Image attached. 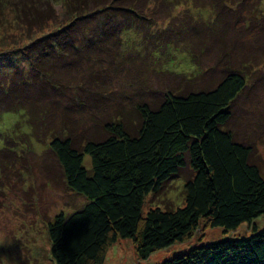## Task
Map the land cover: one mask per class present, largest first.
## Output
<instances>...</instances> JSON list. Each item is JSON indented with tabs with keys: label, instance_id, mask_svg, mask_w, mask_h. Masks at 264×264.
<instances>
[{
	"label": "rangeland",
	"instance_id": "374dc122",
	"mask_svg": "<svg viewBox=\"0 0 264 264\" xmlns=\"http://www.w3.org/2000/svg\"><path fill=\"white\" fill-rule=\"evenodd\" d=\"M37 1L0 0V264H54L48 222L60 212L71 213L86 201L66 186L60 165L49 149L52 135L66 131L62 127L64 119L66 125L73 123L70 130L74 132L66 133L71 132L75 145L102 139L107 135L104 124L114 119L122 118L126 126L135 127L138 104L153 105L168 91L211 88L230 69H239L247 85L229 107L226 128L238 141L251 146V160L264 167V0H194L191 4L182 0L185 2L174 9L170 18L165 15L173 3L157 0L152 6L151 0H142L141 8L135 0L143 16L138 20L151 26L143 30L146 39L137 30L140 38L129 40L127 45L128 34H123L120 46L110 55L100 51L97 55L92 50L88 60L82 55V61L81 53L71 49L60 63L54 61V68L49 67L53 60L38 61L43 59L41 56L35 59L34 50L40 47L35 40L70 17L65 16L64 0ZM49 6L57 19L46 21V28L38 27L31 21V12H46ZM87 6L88 10L98 7L92 1ZM149 7L159 16L152 15ZM123 44L128 51L122 50ZM36 69L60 75L59 84L49 78L41 81ZM83 163L91 168L90 154H84ZM190 174L189 166L182 167L158 191L146 196L144 210L156 205L182 206L184 183ZM203 222L191 238L156 250L147 258L137 255L132 239H118L108 248L104 264H160L193 245L247 236L253 224L264 228V216L226 231Z\"/></svg>",
	"mask_w": 264,
	"mask_h": 264
},
{
	"label": "trees",
	"instance_id": "16d2710c",
	"mask_svg": "<svg viewBox=\"0 0 264 264\" xmlns=\"http://www.w3.org/2000/svg\"><path fill=\"white\" fill-rule=\"evenodd\" d=\"M91 1L98 6L96 10H88ZM134 1L64 0L69 21L49 28L35 40L40 46L34 50L35 59L45 60L48 56V61L60 63L74 49L81 53L82 61V55L87 59L92 50L97 55L98 51L110 55L120 46L123 34H128L127 45L129 40L140 38L141 33L136 31L143 32L151 26L140 23L142 12ZM138 1L142 8V0ZM165 1L174 5L165 15L168 18L180 4L194 2ZM156 2L151 0L150 5ZM50 7L46 12L34 13L33 9L31 21L38 27L46 21L54 22L56 13H50ZM85 12L95 13L96 19ZM153 13L159 16L156 9ZM144 32L141 38L146 39ZM126 46L122 47L125 52L129 50ZM51 64L49 67L54 68L56 63ZM38 71L34 72L41 81L49 78L59 84L58 74ZM246 85L245 74L230 69L211 88L168 91L153 105L143 102L136 106L139 119L135 127L126 126L122 118L114 119L104 124L105 137L88 139L80 145H75L66 133L73 123L66 125L64 119L62 127L66 131L51 134L49 149L60 165L66 186L86 201L71 213L60 212L48 222L54 264H104L108 248L121 238L132 239L137 255L147 258L156 250L191 238L201 220L226 231L264 216V167L251 160V146L238 141L226 128L229 107ZM85 153L91 156V168L83 163ZM185 166H189L191 174L185 179L183 205H156L144 210L146 196L158 191ZM160 264H264V228L253 224L247 236L193 245Z\"/></svg>",
	"mask_w": 264,
	"mask_h": 264
},
{
	"label": "bare ground",
	"instance_id": "6f19581e",
	"mask_svg": "<svg viewBox=\"0 0 264 264\" xmlns=\"http://www.w3.org/2000/svg\"><path fill=\"white\" fill-rule=\"evenodd\" d=\"M86 1V0H85ZM81 2V1H80ZM85 4H86V2H84ZM106 3V2H105ZM81 5H82V3H81ZM114 10H116V9H114ZM117 10H119V9H117ZM121 11V10H120ZM121 12H123V11H121ZM91 13V12H90ZM100 13V12H99ZM124 13V12H123ZM92 14V13H91ZM109 14V13H108ZM94 15H95V13H94ZM87 16V15H86ZM93 16V15H92ZM82 17V16H81ZM95 17V16H94ZM94 17H92V18H94ZM123 17H124V15H123ZM126 17V16H125ZM91 18V19H92ZM82 19H83V17H82ZM95 19H96V17H95ZM95 19H94V22H95ZM131 19V18H130ZM122 20V19H121ZM124 20V19H123ZM92 21H93V19H92ZM126 21V20H125ZM123 22V21H122ZM78 23V22H77ZM82 23V22H81ZM124 23V22H123ZM87 24H88V22H87ZM126 24V23H125ZM81 25H83V24H81ZM75 26V25H74ZM82 30H84V29H82ZM77 32V31H76ZM78 33V32H77ZM76 33V34H77ZM82 34V33H81ZM103 37H104V35H103ZM102 38V37H101ZM108 39V38H107ZM105 40V38L103 39V41ZM103 43V42H102ZM68 48V47H67ZM64 49V48H63ZM66 49V48H65ZM51 52V51H50ZM49 52V53H50ZM43 54V53H42ZM47 54H48V52H47ZM45 55V54H44ZM45 58V57H44ZM73 59V58H72ZM97 59V58H96ZM38 60V59H37ZM42 60V59H41ZM46 60V62H47V60L48 59H45ZM98 60V59H97ZM106 61H108V59H106ZM44 62V61H43ZM94 62V61H93ZM34 63V62H33ZM36 63H38L37 61H36ZM70 63V62H69ZM96 63V62H95ZM42 64V63H41ZM74 64H76L75 62H74ZM91 64V63H90ZM100 64V63H99ZM78 65V64H77ZM102 65V64H101ZM38 66H39V64H38ZM42 66V65H41ZM41 66H40V68H41ZM72 66V65H71ZM79 66V65H78ZM82 66V65H81ZM81 66H80V68H81ZM84 66V65H83ZM103 66H104V63H103ZM102 66V67H103ZM74 67V66H73ZM101 67V66H100ZM107 67H108V65H107ZM36 68V67H35ZM69 68V67H68ZM72 68V67H71ZM100 70H101V68H99ZM105 70H106V68H105ZM39 72V71H38ZM38 72H36V73H38ZM105 72V71H104ZM101 73V72H100ZM42 75H43V73H42ZM51 75V74H50ZM102 75V74H101ZM107 75H108V73H107ZM41 76V75H40ZM44 76H45V74H44ZM47 76H48V74H47ZM55 76V75H54ZM57 76V75H56ZM60 76V75H59ZM95 76V75H94ZM31 77H33V76H31ZM50 77V76H49ZM107 77V76H106ZM53 78V77H52ZM58 78V77H57ZM103 79H104V77H103ZM109 79V78H108ZM112 79V78H111ZM49 80V79H48ZM61 80V79H60ZM65 80V79H64ZM64 80H62L63 82H64ZM67 80V79H66ZM65 80V81H66ZM68 80H71V79H68ZM56 81V80H55ZM54 81V82H55ZM95 81V80H94ZM67 82V81H66ZM82 82V81H81ZM104 82V81H103ZM102 82V83H103ZM69 83V82H68ZM99 82L97 81V83L96 84H98ZM54 84V83H53ZM20 85V84H19ZM65 85V84H64ZM80 85V84H79ZM92 85H94V83L92 84ZM54 87V86H53ZM57 87V86H56ZM96 88V87H95ZM102 88V87H101ZM98 90H99V88H98ZM60 93V92H59ZM51 95V94H50ZM97 95V94H96ZM64 96V95H63ZM54 97H56V96H54ZM51 98H52V96H51ZM57 98H59V97H57ZM54 99V98H53ZM53 99H51V100H53ZM55 101V100H54ZM60 101H61V99H60ZM53 103H55V102H53ZM57 103H59V102H57ZM51 104V103H50ZM50 104H49V106H50ZM62 104V103H61ZM64 104V103H63ZM56 105H58V104H56ZM60 107H62V106H60ZM50 108V107H49ZM63 109H65V107L63 108ZM58 111V110H57ZM64 111V110H63ZM66 112V111H65ZM69 113V112H68ZM72 113V112H71ZM73 113H74V111H73ZM66 114V113H65ZM50 115V114H49ZM67 115V114H66ZM70 116V115H69ZM54 117V116H53ZM45 118V117H44ZM48 118V117H47ZM51 120V119H50ZM53 120V119H52ZM90 120V119H89ZM41 122H42V120H41ZM51 124V123H50ZM59 125V124H58ZM60 126H61V123H60ZM70 128V127H69ZM42 130V129H41ZM53 130H54V128H53ZM72 130V129H71ZM61 131V130H60ZM70 131V130H69ZM73 131V130H72ZM50 132V131H49ZM57 132H59L58 130H57ZM74 132V131H73ZM71 133V132H70ZM69 133V134H70ZM59 134V133H58ZM72 135V134H71ZM86 134H84V136H85ZM58 136V135H57ZM83 136V137H84ZM86 136H88V134L86 135ZM83 137H82V139H83ZM91 138V137H90ZM78 139V138H77ZM79 140V139H78ZM75 141V140H74ZM53 162V161H52ZM59 167V166H58ZM58 171H60V170H58ZM61 173V172H60ZM58 173H56V175H57ZM63 175V174H62ZM61 175V176H62ZM58 176V175H57ZM64 178V177H63ZM63 180V179H62Z\"/></svg>",
	"mask_w": 264,
	"mask_h": 264
}]
</instances>
